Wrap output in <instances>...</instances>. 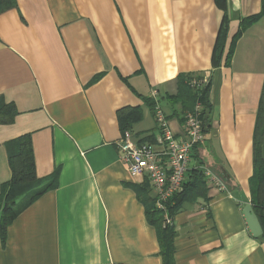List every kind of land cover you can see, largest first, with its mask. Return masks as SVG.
<instances>
[{
    "label": "crops",
    "instance_id": "crops-1",
    "mask_svg": "<svg viewBox=\"0 0 264 264\" xmlns=\"http://www.w3.org/2000/svg\"><path fill=\"white\" fill-rule=\"evenodd\" d=\"M180 74L210 84L211 125L197 147L205 165L192 156L189 172L210 169L227 189L208 181L206 198L172 216L175 264H264V240L243 214L264 89V0H17L1 13L0 101L18 113L0 124V191L12 176L7 143L24 134L37 177L57 181L14 219L5 244L0 235V264H163L134 187L147 180L155 193L121 159L118 111L139 108L133 138L155 141L156 90L184 135L182 104L170 100Z\"/></svg>",
    "mask_w": 264,
    "mask_h": 264
},
{
    "label": "trees",
    "instance_id": "trees-1",
    "mask_svg": "<svg viewBox=\"0 0 264 264\" xmlns=\"http://www.w3.org/2000/svg\"><path fill=\"white\" fill-rule=\"evenodd\" d=\"M17 7V0H0V14ZM262 13L244 19L241 24L239 36L243 30L258 21ZM226 28L222 25L217 46L214 53V62H218V53L223 45ZM199 74H180L176 79L177 92L170 96L173 102L182 104V120L185 121L186 114L195 110L198 103L202 108L200 121L204 134L208 132L211 125V105L209 102L210 84L192 85L193 81L202 80ZM156 101L150 100L151 108L155 114ZM13 103L0 101V124L13 121L17 114ZM118 118L123 132L130 130L133 120L140 118L139 108L120 109ZM202 142V141H201ZM200 142V143H201ZM196 144L193 148V157H196L200 166L205 165L202 156L197 152ZM8 162L12 171L10 180L4 182L0 191V235L2 243L7 240L8 227L14 219L32 202L55 187L57 178L49 181L48 178H38L36 175V162L32 144L31 134H24L7 143ZM187 181L181 193L174 195L166 203V211L156 207V199L149 195V182L146 180L140 186H135L139 199L146 206L148 222L155 227L160 245V253L163 264H175L174 239L176 231L174 225L166 223L165 216L175 215L186 201H195L200 197L206 198L208 180L203 168L193 169L187 174ZM251 204L263 228L260 236L264 240V89L261 95L259 110L254 136V172L250 179ZM24 197V200L22 199ZM21 199V201H19ZM23 200V201H22Z\"/></svg>",
    "mask_w": 264,
    "mask_h": 264
},
{
    "label": "built area",
    "instance_id": "built-area-1",
    "mask_svg": "<svg viewBox=\"0 0 264 264\" xmlns=\"http://www.w3.org/2000/svg\"><path fill=\"white\" fill-rule=\"evenodd\" d=\"M208 79L193 81L192 85L206 84ZM157 91L152 92L156 100L155 141L136 142L133 133L127 130L118 141L117 146L122 152L121 159L128 168L131 177H147L155 193L156 207L166 211L165 203L174 195L181 193L186 183L190 169L193 148L204 139V131L200 121L201 104L185 117V134H175L168 125L165 111L157 97ZM205 177L212 184L226 190L225 183L210 169L204 170ZM167 224L172 225V216L166 214Z\"/></svg>",
    "mask_w": 264,
    "mask_h": 264
},
{
    "label": "water",
    "instance_id": "water-1",
    "mask_svg": "<svg viewBox=\"0 0 264 264\" xmlns=\"http://www.w3.org/2000/svg\"><path fill=\"white\" fill-rule=\"evenodd\" d=\"M243 214L252 235L254 237L262 236L263 228L251 203L244 206Z\"/></svg>",
    "mask_w": 264,
    "mask_h": 264
},
{
    "label": "rangeland",
    "instance_id": "rangeland-1",
    "mask_svg": "<svg viewBox=\"0 0 264 264\" xmlns=\"http://www.w3.org/2000/svg\"><path fill=\"white\" fill-rule=\"evenodd\" d=\"M19 201H21V200H19Z\"/></svg>",
    "mask_w": 264,
    "mask_h": 264
}]
</instances>
